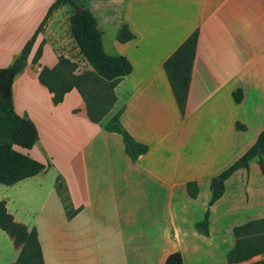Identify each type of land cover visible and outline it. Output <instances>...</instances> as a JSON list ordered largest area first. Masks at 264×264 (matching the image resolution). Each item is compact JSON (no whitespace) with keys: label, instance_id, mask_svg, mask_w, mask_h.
<instances>
[{"label":"crops","instance_id":"1","mask_svg":"<svg viewBox=\"0 0 264 264\" xmlns=\"http://www.w3.org/2000/svg\"><path fill=\"white\" fill-rule=\"evenodd\" d=\"M53 1L0 0V67L19 55ZM75 2L94 14L104 51L125 55L132 70L114 85V102L100 121L90 119L75 87L55 104L53 93L38 79L40 68L54 66L59 54L92 66L81 61L73 36L62 33L72 4L54 10L10 85L15 111L31 119L39 134L31 147L14 143L13 148L46 168L11 184L0 182V200L15 221L36 229L43 264H164L176 250L186 264L178 221L186 216L195 228L207 207L211 177L239 157L264 128V0ZM122 24L134 34L126 41L117 39ZM195 29L181 112L164 60ZM42 40L41 55L33 63ZM237 88L242 90L239 102L233 98ZM119 110L121 124L148 146L134 159L121 135L104 128ZM252 160L225 180L223 194L209 206L206 240H213L212 222L227 182L242 170L249 172ZM57 175L72 207L78 208L71 217L56 188ZM189 180L197 182L196 197L187 191ZM179 195L189 204L185 215ZM164 211L166 220L161 222ZM261 216L264 208L241 223ZM230 246L225 245V258ZM19 253L20 246L0 227V264H11ZM259 256L264 260V252Z\"/></svg>","mask_w":264,"mask_h":264},{"label":"trees","instance_id":"2","mask_svg":"<svg viewBox=\"0 0 264 264\" xmlns=\"http://www.w3.org/2000/svg\"><path fill=\"white\" fill-rule=\"evenodd\" d=\"M73 0H54L48 7L44 17L35 28L31 36L24 43L19 57L26 60L35 38L42 32L50 14L64 4ZM71 34L79 48L80 53L92 66L90 71L66 74L65 69H74L75 62L63 54L58 55L57 63L52 66H42L38 72V79L49 91L53 93L52 100L55 104L62 101L64 93L75 87L85 99L87 113L91 120L100 121L111 108L115 94L114 85L118 80L132 70L130 60L122 54H109L104 51L101 41V30L97 26L94 14L87 7L77 8L69 16ZM198 31L193 30L164 60V68L173 91L176 102L181 112H184L187 91L191 78V67L195 53ZM134 34L129 31L126 24H122L117 32V39L126 41ZM43 40L37 47L32 62L38 61L42 52ZM7 67H0V84L6 76ZM107 82L111 87L112 99L103 108L101 101L92 103L86 87L100 85ZM233 98L239 102L242 98L241 88L233 90ZM120 110L114 113L104 124L109 131L118 132L123 140L126 153L132 158L144 153L148 146L133 138L128 130L121 124ZM39 138L34 122L19 115L12 103L11 90L7 94H0V182L11 184L26 176L36 174L46 168V165L13 148V144L22 147H31ZM256 159L261 172L264 174V128L258 133L255 141L231 164L219 173L213 175L209 182L210 197L203 217L194 223L195 228L208 234L209 206L214 203L225 190V180L238 168L248 167L249 162ZM49 165V163H48ZM187 191L191 197H196L198 186L195 180L186 183ZM56 188L62 197L67 216L71 217L78 208L71 205L69 194L61 175H57ZM0 227L3 228L14 240L16 245H21L18 258L11 264H43L41 247L35 228L28 229L21 222L13 219L7 212L5 201L0 200ZM234 243L226 253L227 262H239L264 252V216L252 218L232 228ZM164 264H183L179 251L170 252Z\"/></svg>","mask_w":264,"mask_h":264},{"label":"rangeland","instance_id":"3","mask_svg":"<svg viewBox=\"0 0 264 264\" xmlns=\"http://www.w3.org/2000/svg\"><path fill=\"white\" fill-rule=\"evenodd\" d=\"M77 2H82V0H77ZM70 4H72V6H69L70 13H72V11L77 10L75 0H73V2ZM68 17L69 16H67V19ZM62 25H66L65 28L62 29V33L69 36L72 35L70 25L67 20ZM54 39L56 40L54 36H51V40ZM81 56V61L86 60L83 55ZM73 62H75L76 66L73 70L70 68L65 69L64 72L66 74H72V71L73 73L90 71V69L84 67L80 61ZM77 65H81V67L78 68ZM92 85V88L91 85L86 87L90 100H92V103L94 102V104L95 101H101L103 108H105L107 103L112 99L111 87L105 81L101 82L100 85ZM247 175L249 176L248 183L245 181ZM206 192L207 189L203 186L202 195L204 196ZM246 193H248L249 196L248 201H246ZM164 199L166 198L164 197ZM178 199L180 209L184 207V210L180 212L181 214L185 215L187 206L189 207V204L184 202L185 197L183 195H179ZM262 208H264V174L258 167L256 159H253L251 161L249 172L242 170L231 177V179L227 182L225 198L223 199V202L217 207L212 222V241L206 240L204 234L198 232L192 225H190L188 217L184 216L186 220L183 217L178 221V227L182 233L180 246L185 253L186 264H264V260L260 258L259 254H256L246 260L230 263L227 262L224 252L225 245L227 243L228 245H231L230 248L234 243L232 231L234 226L233 223L239 224L246 217L255 216L257 213H260ZM134 218L139 219L138 214H135ZM158 219H161L160 213L158 214ZM165 220L166 216L164 211L161 222ZM223 229H227L226 233L223 232ZM217 230L220 231V234L218 235L216 234L218 233L216 232ZM19 246L21 247V245ZM164 246L168 247L169 244L165 242Z\"/></svg>","mask_w":264,"mask_h":264},{"label":"water","instance_id":"4","mask_svg":"<svg viewBox=\"0 0 264 264\" xmlns=\"http://www.w3.org/2000/svg\"><path fill=\"white\" fill-rule=\"evenodd\" d=\"M26 65V60L17 56L12 63L8 66L6 76L0 84V94L5 95L8 93L11 82L19 71H21Z\"/></svg>","mask_w":264,"mask_h":264}]
</instances>
